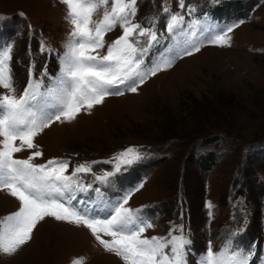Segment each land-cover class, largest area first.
Returning a JSON list of instances; mask_svg holds the SVG:
<instances>
[{
    "label": "rangeland",
    "instance_id": "1",
    "mask_svg": "<svg viewBox=\"0 0 264 264\" xmlns=\"http://www.w3.org/2000/svg\"><path fill=\"white\" fill-rule=\"evenodd\" d=\"M163 2L138 0L136 21L159 15L157 28L164 31ZM168 3L172 11H180L175 0ZM185 4L196 9L195 17L207 14L209 24L244 23L230 33V46L205 43L199 52L149 77L137 92L106 97L71 122L53 123L35 139L43 155L34 163L67 160L71 173L78 164L98 161L93 173L103 175L112 170L107 162L117 153L137 148L143 158L111 183L100 184L91 173L81 174V181L99 187L113 202L143 183L127 206L142 209L155 225L145 233L149 237L166 236L170 227L183 223L192 241L187 264H197L209 241L219 250L233 232L239 233L232 237L233 245L252 253L250 264H264V0ZM66 11L60 0H0V37L14 41L17 95L27 83L30 64L45 86L59 74V57L71 31ZM119 35L117 27L105 36L106 44ZM41 41L50 52L40 51ZM170 44L164 39L146 61L165 53ZM45 67L48 75L41 77ZM35 150L16 155L26 158ZM209 155L214 160L210 168L205 160ZM89 191L86 206L97 197ZM18 207L15 198L0 191V217ZM81 257L83 264H123L88 229L46 217L15 254L0 253V264H72Z\"/></svg>",
    "mask_w": 264,
    "mask_h": 264
},
{
    "label": "snow or ice",
    "instance_id": "2",
    "mask_svg": "<svg viewBox=\"0 0 264 264\" xmlns=\"http://www.w3.org/2000/svg\"><path fill=\"white\" fill-rule=\"evenodd\" d=\"M60 3L66 6L65 20L71 31L66 50L59 57V74L47 86L43 79L36 78L35 65L30 64L27 83L17 95L12 69L14 41L0 37V89L5 90L0 92V191L19 202L16 211L0 217V253L15 254L32 239L37 224L51 217L88 229L98 244L123 264H187L192 241L183 223L170 227L166 236L149 237L145 233L155 225L142 215V209L127 206L133 191H139L143 183L114 202L106 201L99 187L85 185L80 179L81 174L95 175L93 165L101 162L86 161L71 173L67 160L52 158L34 163L43 155L35 139L53 123L71 122L82 110L90 111L106 97L137 92L149 77L171 68L177 59L199 52L205 43L230 46V33L244 21L209 24L207 14L204 19L195 17L196 9L186 6L185 0H175L180 9L175 12L164 0L161 10L165 30L160 31L159 15L136 21L138 0ZM101 10L100 18L94 19ZM117 27L121 35L106 44L105 36ZM164 39L171 41L165 53L146 61L150 51ZM101 49H105L103 54ZM40 51L51 50L41 41ZM40 75H48L46 67ZM33 149L37 150L30 151L26 158L16 155ZM142 158L139 149L128 147L107 162L113 165L112 170L95 175V181L109 184L117 173ZM89 190L98 199L92 206L81 207L76 193ZM206 207L211 209V203ZM238 234L231 233L219 250H214L209 241L197 264H250L252 253L233 245L232 237ZM83 261L82 257L75 258L72 264Z\"/></svg>",
    "mask_w": 264,
    "mask_h": 264
},
{
    "label": "trees",
    "instance_id": "3",
    "mask_svg": "<svg viewBox=\"0 0 264 264\" xmlns=\"http://www.w3.org/2000/svg\"><path fill=\"white\" fill-rule=\"evenodd\" d=\"M212 155H209L205 160L206 162L209 161L208 167L210 168L212 166V164L214 163V160L212 159Z\"/></svg>",
    "mask_w": 264,
    "mask_h": 264
}]
</instances>
